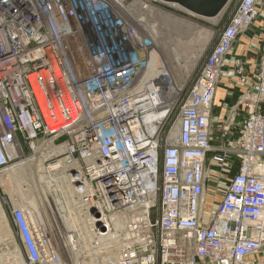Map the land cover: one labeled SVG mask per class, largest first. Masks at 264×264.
Here are the masks:
<instances>
[{"label":"built area","instance_id":"1","mask_svg":"<svg viewBox=\"0 0 264 264\" xmlns=\"http://www.w3.org/2000/svg\"><path fill=\"white\" fill-rule=\"evenodd\" d=\"M177 7L0 0V178L40 164L116 234L114 264H264V0H237L185 91L156 45ZM220 88L236 105L215 112ZM7 212L23 264H61V223Z\"/></svg>","mask_w":264,"mask_h":264},{"label":"rangeland","instance_id":"2","mask_svg":"<svg viewBox=\"0 0 264 264\" xmlns=\"http://www.w3.org/2000/svg\"><path fill=\"white\" fill-rule=\"evenodd\" d=\"M236 2H237V0H232L233 6L235 5ZM233 6L230 5L229 8L231 9V7L233 8ZM169 14L170 15L164 14V16H163V14H161V16H157L155 19V22L157 23V27H158L157 31H158L159 38H160V40H158L156 45L159 49L160 56L166 65L168 62L167 58L170 55L169 57L172 59V62L170 64L171 66L169 68L170 71L173 70L174 73L179 74L180 68H182L181 73H180L181 76H179L178 78L175 77L174 80H175L176 85H178L179 88H182L185 91L189 88V86H190L191 82L193 81L195 75L200 70L201 66L203 65L205 57L207 56L208 52L210 51L212 44L215 42L214 41L215 39L212 38L211 35L214 33L215 30L222 28V26L224 24H221V22H213L211 20H193L191 18L177 14L175 12H173V13L170 12ZM166 19L176 20V22L177 21L181 22L182 24H184L186 26L187 29L188 28L189 29L187 31L185 26L180 27V26L175 25L174 26L175 30L173 33L172 30L170 31L169 27H168L169 29L167 28L168 30L164 29L163 23ZM178 22H177V24H178ZM201 32L202 33L208 32V34H209L208 40H207L205 45L202 44L203 38L205 37V33L203 35ZM177 34H179V35L185 34L186 37H182V38H178V39L176 38V40L173 44L170 39H172V37H174ZM161 39H164V40H161ZM177 40H182V42L184 43L183 47L176 46ZM198 50H200V52ZM233 51H234V49H233ZM172 53H174L175 56H173ZM192 58L194 59L192 61L194 64H190L188 62V61H191ZM184 68H187V72H183ZM222 99L223 100L229 99V96H227V97L222 96ZM36 167H37V163H29L26 166L21 167L20 169H17L16 173L19 175H17L16 177H14V178L8 177V175H7L8 181H7L6 185L4 184L5 186L1 185V182H0V214L3 215L4 222H5V226L3 225V223L0 222V249H1L0 250V256H1L0 257V260H1L0 264H9L8 259H9L10 254H12V253H15L17 256H20L23 263L25 261L23 252L21 251V249L19 247L18 240H17V237L15 235L14 229L12 228V225L9 221L7 207L12 206V207L20 208V209L24 210L28 214V217H29L30 215L27 211H29L30 209L26 205V195L31 196L32 198H35L34 199L35 205H37L36 207L39 210L38 213H40L42 215V218L44 219V221L46 220L45 221L46 223H48V224L61 223L63 225L64 229L70 234H73L74 229L76 230L78 227H79L78 229H82L83 226L85 228L86 227L89 228V226L87 225V223L84 220L83 214L80 213L79 211L73 209V207L71 205L72 199L70 198L69 193L67 194V192L62 191L66 197L65 198L66 205L63 206V210H61V208L58 206L59 202L61 201L60 197H57V195H54V197H52V194L49 193V191L46 192V193H48L47 196L50 198L52 197L55 204H52L53 202L49 198L48 199L51 202L49 205L44 204L43 202H41V203L38 202L39 201L38 198H41L43 196L42 193L45 190V186L40 185L39 182L37 180H34V179H33L34 181L33 180L30 182L26 181V170L27 171L30 170V172L31 171L35 172V170L37 169ZM42 177H45V175H42ZM2 178H4V177H2ZM156 200H157V204H158L159 199L157 198ZM48 208L50 211H48ZM49 213H52V215H49ZM46 214H47V218H46ZM30 218H31V216H30ZM73 219H75V220H73ZM80 219L83 221H81ZM76 220L78 221V223ZM90 230H91V228H90ZM91 239H92V237H91ZM99 245H97L98 247L91 245L92 248H89V249L87 248V250H85L84 248H81V250H80L81 252L77 258V261L74 260L75 262L72 261V263H71V260L69 259L68 255H64L67 253L65 252V250H63L61 264H75V263L76 264H109V263H107L108 258L116 257L117 251H115V249H111V251H108L106 249H103V247L106 248L105 245H103V244L102 245L99 244ZM95 251H97L96 254H95ZM6 258H8V259H6ZM3 261H5V262H3Z\"/></svg>","mask_w":264,"mask_h":264},{"label":"bare ground","instance_id":"3","mask_svg":"<svg viewBox=\"0 0 264 264\" xmlns=\"http://www.w3.org/2000/svg\"><path fill=\"white\" fill-rule=\"evenodd\" d=\"M164 15V14H163ZM175 18V17H174ZM178 22V21H177ZM177 22H176V20H170V19H166L165 21H164V25H167V27H169L170 28V31L172 30L173 31V33H174V30H175V25H177V26H180V27H184L185 25L184 24H182L181 22H178V24H177ZM183 22V21H182ZM185 28H186V26H185ZM187 29V28H186ZM189 29V28H188ZM188 29H187V31H188ZM179 31V30H178ZM198 32V31H197ZM186 33V32H185ZM202 33V32H201ZM200 33V34H201ZM204 33H205V37L203 38V42H202V44H206V42H207V40H208V37H209V34H208V32H203L202 34L204 35ZM198 34V33H197ZM199 35V34H198ZM182 37H186L185 36V34L183 35H179V34H177V35H175L174 37H172V39H170L171 41H172V43L174 44V42H175V40H176V38L178 39V38H182ZM192 38V37H191ZM159 40H160V38H159ZM161 40H164V39H161ZM191 41V40H190ZM187 43V42H186ZM192 43V42H191ZM165 45V44H164ZM183 45H184V43L182 42V40H177V45L176 46H179V47H183ZM174 46V45H173ZM187 46V45H186ZM203 48V47H202ZM201 48V49H202ZM165 50V49H164ZM199 52H200V50H198ZM172 55L173 56H175V54L174 53H172ZM170 56V55H169ZM168 56V58H167V65H168V68H170V64H171V62H172V59L170 58ZM198 57V56H197ZM194 59L192 58L191 59V61H188L190 64H194L192 61H193ZM180 61V60H179ZM181 62V61H180ZM182 63V62H181ZM180 64V63H179ZM181 65V64H180ZM188 66V65H187ZM184 67V66H183ZM181 70H182V68H180V73H181ZM183 72H187V68H184V71ZM171 73H172V77H173V79L175 78V77H179V76H181L180 75V73L179 74H176V73H174V71L172 70L171 71ZM177 75V76H176ZM180 81V80H179ZM220 91H218V95H219V97H221V93L223 92V89H219ZM37 169L35 170V172H33V171H31L30 172V170H26V181H32L33 179L34 180H37L38 182H39V184L40 185H44L45 186V192L43 191V193H42V197L41 198H38V202H43L44 204H47V205H49L51 202L49 201V199H51V201L53 202L52 204H55V202L53 201V198L52 197H54V195H57V197H60V202H59V204H58V206L61 208V210H63V206L64 205H66V200H65V195L63 194V192H67V194H68V189H67V187L63 184V183H52L48 178H46V177H42V175H44L45 174V171H44V169H43V167L40 165V164H37V167H36ZM17 169H20V168H17ZM17 169H15V170H12L9 174H8V177H16L17 175H19V174H17L16 173V171H17ZM45 178V179H44ZM8 178H7V175H6V177H4V178H0V182H1V185H6V183H7V180ZM12 179V178H11ZM33 180V181H34ZM4 185V186H5ZM47 191H49V193H51L52 194V197L50 198V197H48L47 196V194L48 193H46ZM63 191V192H62ZM49 198V199H48ZM19 199V198H18ZM35 198H32L31 196H28V195H26V205L28 206V208L30 209L29 211H27L28 213H29V215L31 216V220H32V223H34L35 221H34V216H36V215H38L39 216V214L40 213H38L39 212V210H38V208L36 207L37 205H35V200H34ZM37 200V199H36ZM50 207V206H49ZM23 208V207H22ZM49 209V208H48ZM50 211V210H49ZM3 212V211H2ZM72 213V212H71ZM48 214V213H47ZM47 214H46V218H47ZM52 214V213H51ZM70 214V213H69ZM41 215V214H40ZM62 215V214H61ZM29 216V217H30ZM42 216V215H41ZM64 217V216H63ZM83 217H84V220H85V222L87 223V225L89 226V224H88V221H87V218H86V216L83 214ZM45 218V219H46ZM59 218V217H58ZM69 218V217H68ZM49 219V218H48ZM54 220V219H53ZM73 220H75V219H73ZM72 220V221H73ZM81 220V219H80ZM46 221V220H45ZM71 221V220H70ZM77 221V220H76ZM81 221H83V220H81ZM0 222L1 223H3V225L5 226V222H4V217H3V215H1L0 214ZM67 223V222H66ZM77 223H78V221H77ZM75 224V223H74ZM125 223L124 222H121V223H119L118 225L120 226V227H122L123 228V225H124ZM68 225V224H67ZM85 225V224H84ZM86 225V226H87ZM8 226V225H7ZM73 226V225H72ZM70 227V226H69ZM74 227V226H73ZM79 228V227H78ZM74 229V231H73V238H72V240H71V242L70 243H68L67 244V246L65 247V252L67 253V254H64V255H68V257H69V259L71 260V263H72V261L73 262H75V261H77V258H78V256H79V254H80V250H81V248H84L85 250H87V248L89 249V248H92L91 247V245L93 246H97V245H99V244H103V245H105L106 246V248H104L103 247V249H106V250H108V251H111V249H115V251H117L118 250V246H117V244H116V241H115V237H116V234L115 235H113V236H108L107 238H101L100 236H98L95 232H92V230H90V226H89V228L88 227H82V229ZM6 230V229H5ZM7 231V230H6ZM5 231V232H6ZM92 237V239H91V237ZM4 237V236H3ZM3 240V239H2ZM5 241V240H4ZM100 246V245H99ZM98 247V246H97ZM83 249V250H84ZM102 249V248H101ZM1 250V249H0ZM84 250V251H85ZM99 250V249H98ZM3 251V250H2ZM17 251V250H16ZM92 251V250H91ZM96 252L97 251H95V254H96ZM107 253V252H106ZM105 253V254H106ZM87 254V253H86ZM115 254V253H114ZM85 255V254H84ZM104 255V254H103ZM111 255V254H110ZM113 255V254H112ZM107 256V255H106ZM1 257V256H0ZM3 257V256H2ZM107 258V257H106ZM115 258L116 257H110V258H108V260H107V263H109V264H114V261H115ZM4 259V258H3ZM6 259H8V258H6ZM84 259V258H83ZM75 260V261H74ZM1 261V260H0ZM84 261V260H83ZM3 262H5V261H3ZM8 263L9 264H23V262H22V259L20 258V256H17L15 253H12V254H10V256H9V259H8ZM76 264V263H75Z\"/></svg>","mask_w":264,"mask_h":264},{"label":"crops","instance_id":"4","mask_svg":"<svg viewBox=\"0 0 264 264\" xmlns=\"http://www.w3.org/2000/svg\"><path fill=\"white\" fill-rule=\"evenodd\" d=\"M230 5L233 6L232 0H230L229 4L226 6V8L217 17H215L213 19H206V18L194 16L184 9H176L177 12H175V13L186 16V17L191 18L193 20H211L213 22H220V21H223L231 13L233 8L231 7V9H230L229 8ZM163 27H164V29L168 28L167 25H164V24H163ZM234 51H235L234 52L235 59H239L240 61H242V63L244 65L248 64V66H251L255 60V51L252 48V39H250L248 36H243L242 38H240L237 41ZM246 70H247V68L245 69V71ZM218 91H220V90H218ZM218 91H217L216 96L214 98V106H215L214 111L215 112H218L219 107H220V109H222V108L228 109V108L234 107L236 105V96L235 95L229 99L223 100L222 99L223 92L221 93V97H219Z\"/></svg>","mask_w":264,"mask_h":264},{"label":"water","instance_id":"5","mask_svg":"<svg viewBox=\"0 0 264 264\" xmlns=\"http://www.w3.org/2000/svg\"><path fill=\"white\" fill-rule=\"evenodd\" d=\"M174 4L194 16L206 19L217 17L229 4L230 0H161Z\"/></svg>","mask_w":264,"mask_h":264}]
</instances>
